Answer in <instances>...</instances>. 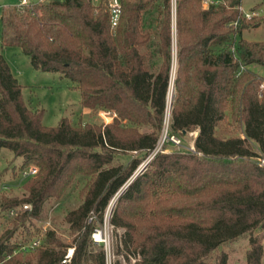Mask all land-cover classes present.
Returning a JSON list of instances; mask_svg holds the SVG:
<instances>
[{"label":"trees","instance_id":"16d2710c","mask_svg":"<svg viewBox=\"0 0 264 264\" xmlns=\"http://www.w3.org/2000/svg\"><path fill=\"white\" fill-rule=\"evenodd\" d=\"M96 1L39 0L0 15L3 46L18 47L35 70L69 78L83 107L115 110L128 123L114 118L74 125L62 118L56 126L43 125L42 109L24 102L22 85L0 51V158L2 149L11 152L12 176L37 168L22 196H0V214L31 205L0 232V262L10 255L3 264H105L90 234L158 140L171 67V0H120L114 28L107 0ZM175 4L178 68L169 128L180 137L195 128L198 133L194 152L157 153L116 200L110 223L125 228V248L140 255L134 264H205L222 242L264 227V80L248 68L264 67V41L237 38L264 14L245 18L240 0ZM227 109L231 118L241 117L243 137L216 134ZM143 124L152 130L128 132ZM119 153L133 157L112 164ZM78 175L85 179L81 201L64 217L74 254L62 263L66 244L53 229L39 234L33 219ZM39 235V246L20 249ZM249 244L246 264H260L262 246L253 237ZM226 261L222 253L215 264Z\"/></svg>","mask_w":264,"mask_h":264},{"label":"rangeland","instance_id":"374dc122","mask_svg":"<svg viewBox=\"0 0 264 264\" xmlns=\"http://www.w3.org/2000/svg\"><path fill=\"white\" fill-rule=\"evenodd\" d=\"M0 0V15L3 9L20 4L36 3L39 0ZM94 4H98L96 0H92ZM220 1V0H217ZM229 4V0H223ZM244 14L252 10L258 12L259 15L264 14V0H240L239 7ZM256 8V9H253ZM242 13V14H243ZM171 67L169 76V86L166 94L165 111L162 121L166 116L170 119L172 100L174 96V78L176 76L178 61H177V28H176V4L175 0H171ZM246 40L264 41V18L256 26H249L241 31L240 36ZM153 38V37H152ZM146 46L140 47L145 49ZM147 50V48H146ZM0 51L5 61L7 62L12 74L22 85L21 94L24 102L32 109H42L41 122L45 126H56L62 118H67L70 123L77 125L83 122H96L104 124L110 123L114 118H118L122 125L128 124L126 120L120 119L115 110H98L83 107L80 103V94L76 84L69 78L60 75L56 72L35 70L30 63L27 55L22 53L18 47L3 46L2 45V25L0 20ZM152 51V47H149ZM249 69L254 71L258 78L264 80V67L257 64H251ZM261 85V84H260ZM259 87H262L260 86ZM226 110V116L220 120L216 127V134L220 137L241 135L242 133V119L240 116L237 119L231 118V115ZM134 126V125H130ZM129 130V126L127 125ZM133 129H138L141 132L151 131L149 125H139L131 129L130 134L134 133ZM162 127L158 131V136ZM198 129L185 131L182 135V144L184 146H191L194 143ZM249 145L255 152H258V146L252 140H249ZM172 152H186L183 148L168 145L166 153ZM2 157L0 158V170H3L0 175V196H22L25 193L22 187L23 183L29 179H21L20 175L12 176L10 172L12 154L7 149H2ZM133 157L130 154H116L112 164L125 163L128 159ZM150 160L141 159L140 163L134 170L132 177L134 178L148 167ZM19 160L15 163L18 165ZM133 178V179H134ZM85 179L78 175L75 182H73L68 189L58 199H48L43 203L39 218L33 219L34 224L39 227V234L45 232L46 228L53 229L55 235L69 246L74 247L72 239L73 233L69 229V224L65 221V214L74 209L81 201L79 190L83 186ZM129 181V180H128ZM127 181V182H128ZM8 186V187H7ZM121 190V189H120ZM120 190L109 200L103 213V221L101 226L102 232L107 239L108 245L106 248V256L109 264H134L140 259V255L134 249L129 247L126 249L123 244V237L125 228L121 226H114L110 223L116 207V200ZM21 212V211H19ZM93 219L96 218L95 213H92ZM10 217L7 211L0 214V232L9 227ZM262 226L257 227L251 233H244L240 236L234 237L222 242L217 248L211 251L205 257V264H215L217 255L225 253L227 256L226 264H246V251L249 249L250 237L258 239L262 249L264 247V231ZM103 248V246L101 245ZM97 249V247H96ZM104 250V248H103ZM105 254V253H104Z\"/></svg>","mask_w":264,"mask_h":264},{"label":"built area","instance_id":"2783aa9c","mask_svg":"<svg viewBox=\"0 0 264 264\" xmlns=\"http://www.w3.org/2000/svg\"><path fill=\"white\" fill-rule=\"evenodd\" d=\"M217 2H218L217 0H202L204 7H207L210 3H217ZM22 3H26V1L22 0ZM107 7H108V13H109L110 26L114 28L118 23L120 12H121L120 0H107ZM255 15H258V12L255 10H252L249 13L247 12L246 14L243 13V16L245 18H250L251 16H255ZM263 85H264V81H262L260 86H263ZM168 145H173V146H177L178 148H183L184 151L186 152H194V144H191V146H184L182 144V137L171 132L169 128V117L166 116L164 118V123H163L161 132L159 134V137H158V140L155 146L151 150L148 151L144 159L148 161V160H151L159 152L166 153ZM36 171H37V168L35 166L27 167L20 173L21 179H26L34 175ZM30 209H31V205L25 203L17 208H9L7 210V213L10 217H14L18 213H20L19 211L22 212L24 210H30ZM89 219H91V217ZM262 229L264 231V227ZM90 237L94 243L101 244L103 246L104 253L106 256V248H107L108 242H107V239L105 238L104 233L102 232L101 227L94 228V230L90 234ZM41 242H42V235L35 236L27 244L22 245L20 249L24 251H28V250L34 249L35 247L39 246ZM73 254H74V247L72 246L67 247L65 254L62 258V263H69ZM9 256L10 255H7L5 259L9 258ZM3 261H1L0 264H3ZM105 264H109L107 259H105ZM260 264H264V247L262 249V257H261Z\"/></svg>","mask_w":264,"mask_h":264},{"label":"water","instance_id":"95a60500","mask_svg":"<svg viewBox=\"0 0 264 264\" xmlns=\"http://www.w3.org/2000/svg\"><path fill=\"white\" fill-rule=\"evenodd\" d=\"M133 178H134V176L132 177V179H133ZM132 179H130L128 182H126V183L124 184V186L121 188V190H120L119 194L117 195V197L120 195V193L122 192V190H124V189L126 188V186L130 183V181H131Z\"/></svg>","mask_w":264,"mask_h":264}]
</instances>
